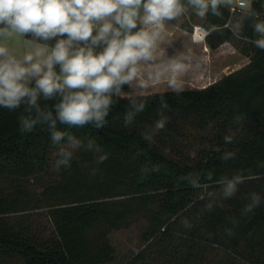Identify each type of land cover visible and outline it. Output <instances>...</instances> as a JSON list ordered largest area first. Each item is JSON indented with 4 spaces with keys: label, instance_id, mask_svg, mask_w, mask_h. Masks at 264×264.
<instances>
[{
    "label": "trees",
    "instance_id": "16d2710c",
    "mask_svg": "<svg viewBox=\"0 0 264 264\" xmlns=\"http://www.w3.org/2000/svg\"><path fill=\"white\" fill-rule=\"evenodd\" d=\"M142 9L133 32L143 28ZM218 13L209 7L208 28L224 26L230 6L219 5ZM259 22L263 0H253L239 33L251 42L243 66L199 88L123 96L129 84L115 86L100 127L59 121L56 105L78 89L48 99L39 93L36 106L27 97L15 109L0 106V264H108L115 259L109 234L141 219L143 243L123 264H264V49L253 42L261 38ZM26 37L52 49L68 39ZM105 47L90 38L73 41L69 51L96 55ZM53 71L59 76L61 65ZM37 79L24 82L35 88ZM48 112L55 128L43 119ZM38 116L22 130L23 119ZM187 126L198 134L193 155L179 145L194 137ZM53 131L65 135L54 143ZM70 136L79 143L57 170Z\"/></svg>",
    "mask_w": 264,
    "mask_h": 264
},
{
    "label": "clouds",
    "instance_id": "9594fccd",
    "mask_svg": "<svg viewBox=\"0 0 264 264\" xmlns=\"http://www.w3.org/2000/svg\"><path fill=\"white\" fill-rule=\"evenodd\" d=\"M197 9V15L203 17L209 10L218 13L222 3L231 0H189ZM143 8L142 23L146 27L133 32L137 28L139 9ZM241 8L250 7L243 2ZM184 11L180 0H0V35L33 33L48 39L57 35L67 34V40H59L51 53L42 61L32 63L33 54L24 57L30 67H25L13 58L0 61V106L8 109L19 107L27 97L30 106H36L37 96L42 93L45 99L64 89H78L63 96L56 105L57 117L61 123L71 126H83L94 122L97 127L103 123L107 115L110 98L107 95L118 85L129 83L137 78L140 72V62L152 59L156 31H150L147 26L155 29L163 28L165 20H173ZM112 17L118 27L112 22H105L93 37V21ZM10 30V31H9ZM255 31L261 38L255 41L257 47L264 49V22L256 23ZM93 44L105 42L106 47L94 55L91 48H80L74 53L69 49L73 41H88ZM46 49H38L35 57L45 56ZM6 48L0 46V56L6 55ZM55 64L61 65L62 76L53 71ZM180 65H174L179 70ZM28 75L38 76L35 88L25 84ZM172 88L179 91L175 80L169 81ZM143 85V81H141ZM141 107H143L141 105ZM39 112V108L37 107ZM23 119L22 130H31L37 120ZM44 120H51L55 128L52 113L43 114ZM165 121L160 120L156 128L163 129ZM65 134L53 131V142H59ZM70 148L78 145L71 136ZM62 159L56 162L67 165L72 152L69 148H61ZM106 157H100L103 161ZM241 180L237 176L227 182L226 195H231L235 184Z\"/></svg>",
    "mask_w": 264,
    "mask_h": 264
},
{
    "label": "rangeland",
    "instance_id": "374dc122",
    "mask_svg": "<svg viewBox=\"0 0 264 264\" xmlns=\"http://www.w3.org/2000/svg\"><path fill=\"white\" fill-rule=\"evenodd\" d=\"M238 1L239 0H231L230 3H222L230 6V18L224 26H213L212 28H208L206 26V14L203 17L198 16L195 6L186 5L180 0V4L184 8V11L179 16L173 20H165L163 22V28L161 29L147 26L150 31L158 32L154 41L152 59L140 62V72L137 78L130 81L128 83V89L120 91L119 94L129 96L175 90L169 84L171 80L176 81L179 90L204 87L201 85L207 86L208 84L206 83L211 80V77L209 79L207 77L210 74L209 69L211 65L224 66L222 70H219V74L222 76L227 72L229 73L235 70L236 67L246 64L248 59L244 56L242 57L240 53L245 55V52L251 48V42L239 35V33L242 27L243 14L245 11H248L250 7L241 8L237 4ZM244 1L246 5L251 6L253 0ZM232 6L237 8L232 9ZM142 14H144L143 10L140 14V20L143 17ZM105 22L113 23L114 20H112V17H107L104 20L98 21V30ZM199 25H204L206 31L201 29ZM4 27V25H0V28ZM144 27L146 26L143 25V28ZM182 28L191 29V31L198 33V37L201 33H205L207 36L205 42L207 48L205 50H210L211 42L216 43L220 41L221 43L224 40H228L227 46L220 49L218 51L219 53L216 51L215 54L210 55L207 52L204 56L202 54L204 47L198 45L190 46L186 44L185 37L177 35ZM228 30L233 33L229 38L227 37ZM0 46L5 47L7 50L5 56H0V61L13 58L25 67H30V64L26 63L24 60L27 54H33L34 59L32 63H35L37 60L42 61L52 51V47L48 44L30 40L26 37V34L21 35L14 32L10 35H0ZM155 48L157 49L155 50ZM38 49H46L45 56L35 57V52ZM158 49V55H156L155 52ZM174 65H180L179 70H175ZM59 76H62L61 72ZM217 76L218 74L215 78H217ZM30 77L39 79L38 76L33 75H28L25 79ZM141 81H143L144 86L141 85ZM185 131L190 136L194 135V137L191 140H189L190 137H188V139H181L179 145L184 152L193 155V144L198 142V140L195 139L198 137V134L197 131L190 126H187ZM67 148H69L70 151H75V147L70 148V146H68ZM30 183L33 190H40V188L35 187L37 186L35 182ZM145 224V220L141 219L129 227L114 230L109 234L110 241L115 247V259L108 264H123L128 256L141 247L143 243L142 229Z\"/></svg>",
    "mask_w": 264,
    "mask_h": 264
},
{
    "label": "crops",
    "instance_id": "0c3cea01",
    "mask_svg": "<svg viewBox=\"0 0 264 264\" xmlns=\"http://www.w3.org/2000/svg\"><path fill=\"white\" fill-rule=\"evenodd\" d=\"M263 4H264V0H263ZM143 10V9H142ZM142 15H144V14H142ZM142 20V19H141ZM142 22V21H141ZM200 27H201V29H203L204 31H206L205 30V26L204 25H199ZM177 33V32H176ZM198 33H195V32H193V31H191V29L190 30H188V29H186V28H182L178 33H177V35H179V36H182V37H185V39H186V44H188V45H190V46H194V45H198V46H202V47H204V49L202 50L203 52H202V54L205 56L206 55V53L208 52V54H210V55H212V54H215L216 53V51L218 52L220 49H222L223 47H225V46H227V43H228V40H224L223 42H221L220 44H218V45H216L215 47L214 46H211V48H210V50L208 51V50H205L206 48H207V45L205 44V42H206V38H207V36L205 35V33H201V35L198 37V35H197ZM157 48H155V50H156ZM159 51V49L155 52V54L156 55H158V52ZM231 51H232V49H231ZM219 53V52H218ZM164 54V53H163ZM240 55H242V57L244 56L245 58H247L248 59V61H249V56H247V54H245V55H243L242 53H240ZM241 58V57H240ZM247 61V62H248ZM246 62V63H247ZM242 65H240L239 67H241ZM224 66H218V65H216V66H212L211 65V67H210V69H209V72H210V74L207 76L208 77V79L211 77V80H209L206 84H210V83H212V82H214L215 80H217L218 79V77H219V70L221 69L222 70V68H223ZM239 67H236V69L237 68H239ZM231 72V71H230ZM228 73V72H227ZM227 73H225V74H227ZM218 74V76H217V78H215V76ZM223 76V75H222ZM221 75H220V77H222ZM219 77V78H220ZM201 86H205V85H201ZM124 96V95H123Z\"/></svg>",
    "mask_w": 264,
    "mask_h": 264
},
{
    "label": "built area",
    "instance_id": "2783aa9c",
    "mask_svg": "<svg viewBox=\"0 0 264 264\" xmlns=\"http://www.w3.org/2000/svg\"><path fill=\"white\" fill-rule=\"evenodd\" d=\"M241 2H243V3L246 5V2H245L244 0H239V1L237 2L238 6H240V3H241ZM235 8H237V7L232 6V9H235ZM259 39H260V38H259ZM256 40H258V39L253 40V42L255 43Z\"/></svg>",
    "mask_w": 264,
    "mask_h": 264
}]
</instances>
